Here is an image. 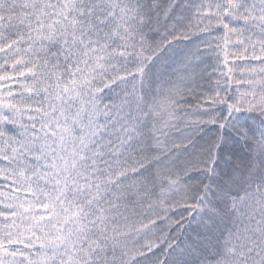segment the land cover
<instances>
[{"label":"snow or ice","instance_id":"6c2138e0","mask_svg":"<svg viewBox=\"0 0 264 264\" xmlns=\"http://www.w3.org/2000/svg\"><path fill=\"white\" fill-rule=\"evenodd\" d=\"M0 264H264V0H0Z\"/></svg>","mask_w":264,"mask_h":264}]
</instances>
